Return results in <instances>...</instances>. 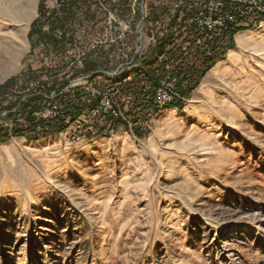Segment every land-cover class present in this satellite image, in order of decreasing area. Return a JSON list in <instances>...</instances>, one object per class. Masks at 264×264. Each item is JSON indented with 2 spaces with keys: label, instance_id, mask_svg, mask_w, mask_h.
I'll list each match as a JSON object with an SVG mask.
<instances>
[{
  "label": "rangeland",
  "instance_id": "374dc122",
  "mask_svg": "<svg viewBox=\"0 0 264 264\" xmlns=\"http://www.w3.org/2000/svg\"><path fill=\"white\" fill-rule=\"evenodd\" d=\"M173 1L166 0L169 22ZM44 5L52 11L59 6L58 0ZM37 7L38 0H0V44L12 41L16 55L12 71L0 65V113L42 97L32 113L36 120L47 106L62 107L68 98L59 97L76 87L89 95L83 101L96 96L98 104L106 88L98 92L81 80L88 76L58 95L34 93L37 83L24 82L23 75L45 59L28 39ZM144 19L136 24L142 48L136 52L138 35L126 52H133L130 61L117 59L110 73L148 51ZM248 25L253 29L240 33L245 45L238 47L236 35L234 48L181 111L156 107L142 139L121 128L86 138L83 125L96 104L60 134L0 142V264H264V17ZM233 56L239 62H230ZM112 93L125 123L126 101ZM6 116L0 125L12 129Z\"/></svg>",
  "mask_w": 264,
  "mask_h": 264
},
{
  "label": "trees",
  "instance_id": "16d2710c",
  "mask_svg": "<svg viewBox=\"0 0 264 264\" xmlns=\"http://www.w3.org/2000/svg\"><path fill=\"white\" fill-rule=\"evenodd\" d=\"M128 1L109 0L110 9L116 17L120 21L129 22L131 27L130 32L113 43L110 42L112 33L104 28L105 21L95 0H59L55 11L46 9L44 0H38V16L30 25L28 39L32 47L42 48L45 53V59L39 62L40 66L23 75L24 82L37 83L34 93L49 95L56 91L58 95L73 80L97 72L84 82L92 85L98 92L105 88L118 91V97L126 101V107L123 108L125 123L120 119L93 117L89 124L83 125L86 138L112 134L120 128L139 139L146 137L148 132L143 124L152 120L158 110L153 105L144 103L143 99L159 88L166 74L177 71L180 76L174 88L177 98L170 106L181 111L182 103L199 87L203 77L225 59L229 49L234 48L235 36L253 29L249 23L244 26L233 23L226 24L223 29L214 33L199 30L190 23V16L195 13L190 5L183 8L186 13L183 19L178 20V15H175L165 24L170 8L166 4L155 6L152 0L146 6L148 12L143 23L144 34L151 38L148 51L137 54L132 65L110 76L107 73L115 69L117 59L119 64L130 61L133 52H126L130 50V42L135 45L137 42L138 35L134 27L140 15L136 13L130 18ZM262 17L264 16L254 15L251 20L257 23ZM56 32L60 36H56ZM164 55L167 60L163 59ZM126 58L128 60L124 61ZM97 80H101V84L110 82V85L100 86ZM15 83L16 80L13 79L4 88ZM5 89L1 92L4 96L7 92ZM73 92V97L78 96L75 103L71 97ZM63 96L68 100L62 103L59 114L50 120L38 122L32 113L44 99L36 97L25 101L17 113L5 117L13 120L12 129L0 125V142H6L12 137L38 141L60 134L84 111H92L98 102L96 96L83 101V96L89 95L85 94L82 87L69 88L59 98ZM116 97L115 93V99ZM10 109L12 107L6 110ZM68 117L70 121L67 123Z\"/></svg>",
  "mask_w": 264,
  "mask_h": 264
},
{
  "label": "built area",
  "instance_id": "2783aa9c",
  "mask_svg": "<svg viewBox=\"0 0 264 264\" xmlns=\"http://www.w3.org/2000/svg\"><path fill=\"white\" fill-rule=\"evenodd\" d=\"M95 1L98 11L104 18V28L107 32L113 34V38L110 40L111 43L120 39L123 34L131 31L129 22L120 21L112 12L109 6V0ZM145 2L146 0H129L130 18L136 13L141 16V20L146 17L147 8ZM161 4H167L166 0L154 1L155 6H160ZM188 5L195 9V13L190 16V23L195 28L208 33L218 32L223 29L226 24L237 23V25L244 26L248 23L250 24V18L252 19V16L264 15V0H176L172 8L173 14L169 15L168 19L172 20L175 15H178V20L183 19L186 16L183 8ZM167 21L166 19L165 22ZM101 26L102 25H100V27ZM134 30L137 35L138 30L141 31L138 25H135ZM56 36H60V33L56 32ZM163 59L167 60L166 55L163 56ZM179 78L180 76L177 71L167 73L160 82L159 88L153 94L146 95L144 98L145 102L158 108L170 105L177 98L174 88ZM112 91V89L106 88V91L99 94L100 101L89 116L110 119H119L122 117L121 110L114 104V94ZM59 109L60 108L56 105L47 106L44 115L41 114V118L35 121L48 120L46 119L47 116L50 117L49 119L55 117Z\"/></svg>",
  "mask_w": 264,
  "mask_h": 264
},
{
  "label": "bare ground",
  "instance_id": "6f19581e",
  "mask_svg": "<svg viewBox=\"0 0 264 264\" xmlns=\"http://www.w3.org/2000/svg\"><path fill=\"white\" fill-rule=\"evenodd\" d=\"M28 10H30V9H28ZM34 11V10H33ZM18 15H20V13L18 12ZM22 15V17H21V19L19 20L20 22H22L23 23V21H26L25 19H23L24 18V14H21ZM33 16V14L31 15V17ZM30 17V18H31ZM28 19L27 21H28V23H30V21H31V19ZM18 21V20H17ZM27 23V24H28ZM19 35V34H18ZM18 37V36H17ZM13 38H15V37H13ZM20 38H21V36H20ZM243 38H244V34H240L239 36H238V38H237V45H238V47L239 48H241V47H243V45H245V41L243 40ZM7 39V38H6ZM11 40H13V39H11ZM21 40V39H20ZM6 41H10V39H7ZM5 41V42H6ZM4 42V41H3ZM10 43H12V41L10 42ZM10 43H5V44H0V65H3L4 67H9L8 69L9 70H11V68L13 67L12 66V64H14V62H15V57L14 56H16L15 55V52H14V54L11 52L10 53ZM18 43H20L19 42V40H18ZM17 43V44H18ZM14 45V44H13ZM19 45V44H18ZM20 45H22V44H20ZM19 45V46H20ZM12 46V45H11ZM18 46V47H19ZM15 47H17V45H15ZM18 47L16 48V49H18ZM22 47V46H21ZM13 48V47H12ZM14 49V48H13ZM16 52H19V51H17V50H15ZM17 54V53H16ZM18 57V56H17ZM17 61V60H16ZM229 61L230 62H239V58L238 57H231L230 59H229ZM15 66H16V64H15ZM219 67H221V66H219ZM219 67H217V68H215V72H218V71H220V69L222 68H219ZM4 70H5V68H3ZM13 70V69H12ZM11 70V71H12ZM8 71V70H7ZM3 73H4V71H3ZM6 74V73H5ZM4 76V75H3ZM2 76V77H3ZM201 141H205V140H201Z\"/></svg>",
  "mask_w": 264,
  "mask_h": 264
},
{
  "label": "water",
  "instance_id": "95a60500",
  "mask_svg": "<svg viewBox=\"0 0 264 264\" xmlns=\"http://www.w3.org/2000/svg\"><path fill=\"white\" fill-rule=\"evenodd\" d=\"M139 26H140V24H139ZM138 35H139V40H138V42H139V46L137 47L136 52H138V51L142 48V45H143V36H142V32H141L140 30H138ZM126 65H130V63H128V64H126ZM116 73H117V72L109 73V74H107V75L112 76V75H115ZM96 74H97V72H96V73H93V74L89 75L88 77H86L85 79H81V80H88V79L92 78V77H93L94 75H96ZM26 98H31V96H27V97H25L24 99H26ZM24 99H23V100H24ZM21 102H22V101H20V103L17 105V107H16L15 109L12 110V112H2V113H0V116H2V115H5V116H6V115H9L10 113H14V112H16V111L19 109Z\"/></svg>",
  "mask_w": 264,
  "mask_h": 264
},
{
  "label": "crops",
  "instance_id": "0c3cea01",
  "mask_svg": "<svg viewBox=\"0 0 264 264\" xmlns=\"http://www.w3.org/2000/svg\"><path fill=\"white\" fill-rule=\"evenodd\" d=\"M145 40H146V38H145ZM149 42H150V39H149ZM147 45H149V44H148V41L145 42V46H147ZM210 72H211V71H210Z\"/></svg>",
  "mask_w": 264,
  "mask_h": 264
}]
</instances>
